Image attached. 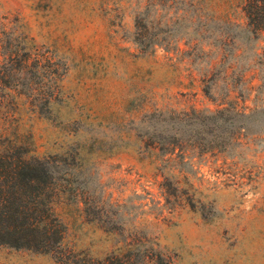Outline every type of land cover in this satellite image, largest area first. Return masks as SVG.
Returning a JSON list of instances; mask_svg holds the SVG:
<instances>
[{"label": "rangeland", "instance_id": "1", "mask_svg": "<svg viewBox=\"0 0 264 264\" xmlns=\"http://www.w3.org/2000/svg\"><path fill=\"white\" fill-rule=\"evenodd\" d=\"M245 1L0 0V147L47 163L64 225L0 264H264Z\"/></svg>", "mask_w": 264, "mask_h": 264}, {"label": "trees", "instance_id": "2", "mask_svg": "<svg viewBox=\"0 0 264 264\" xmlns=\"http://www.w3.org/2000/svg\"><path fill=\"white\" fill-rule=\"evenodd\" d=\"M244 11L249 26L264 34V0H246ZM19 150L0 147V246L55 251L64 235L55 210L63 190L44 160Z\"/></svg>", "mask_w": 264, "mask_h": 264}]
</instances>
